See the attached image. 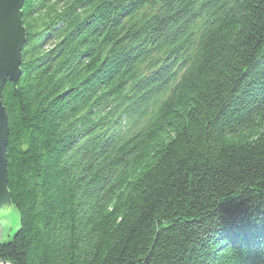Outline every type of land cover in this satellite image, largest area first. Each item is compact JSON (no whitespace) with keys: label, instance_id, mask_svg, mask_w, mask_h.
Here are the masks:
<instances>
[{"label":"trees","instance_id":"trees-1","mask_svg":"<svg viewBox=\"0 0 264 264\" xmlns=\"http://www.w3.org/2000/svg\"><path fill=\"white\" fill-rule=\"evenodd\" d=\"M21 11L0 264H264V0Z\"/></svg>","mask_w":264,"mask_h":264},{"label":"water","instance_id":"water-1","mask_svg":"<svg viewBox=\"0 0 264 264\" xmlns=\"http://www.w3.org/2000/svg\"><path fill=\"white\" fill-rule=\"evenodd\" d=\"M24 0H0V243H8L19 229L17 210L9 205L6 145L8 120L1 103V91L8 80L16 85L21 76L20 59L25 43L22 23Z\"/></svg>","mask_w":264,"mask_h":264},{"label":"bare ground","instance_id":"bare-ground-1","mask_svg":"<svg viewBox=\"0 0 264 264\" xmlns=\"http://www.w3.org/2000/svg\"><path fill=\"white\" fill-rule=\"evenodd\" d=\"M205 15H206V13H205ZM209 14H207L206 16H208ZM178 74H175L174 76H176L177 78H179L178 76H177ZM177 80H179V79H177Z\"/></svg>","mask_w":264,"mask_h":264},{"label":"rangeland","instance_id":"rangeland-1","mask_svg":"<svg viewBox=\"0 0 264 264\" xmlns=\"http://www.w3.org/2000/svg\"><path fill=\"white\" fill-rule=\"evenodd\" d=\"M18 213V212H17ZM18 217H19V215H18Z\"/></svg>","mask_w":264,"mask_h":264}]
</instances>
